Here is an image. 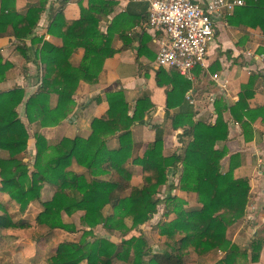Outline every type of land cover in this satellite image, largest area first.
<instances>
[{"label":"trees","instance_id":"16d2710c","mask_svg":"<svg viewBox=\"0 0 264 264\" xmlns=\"http://www.w3.org/2000/svg\"><path fill=\"white\" fill-rule=\"evenodd\" d=\"M243 1L244 5L236 7L232 16L243 18L247 27H258L264 35V16L260 14L264 12V0ZM9 2L0 1V37L9 36L21 42L37 27L47 0H39L25 13H18ZM68 2L70 0H61L48 28L52 36L61 32L62 46L33 40L43 73L39 88L24 102V113L29 125L36 123L42 129L59 126L72 112L73 95L80 81L96 84L104 61L114 55L110 40L117 21L132 19L135 21L132 24L148 23L147 5L131 2L103 34L99 25L114 12L113 1L88 0L86 8L80 7V18L74 22L65 21L63 17L62 11ZM19 49L24 56L25 49ZM77 49H82L84 55L79 66L73 67L68 60ZM12 67V64L4 63L0 55V83L11 76ZM172 71L174 79L185 88L166 92L167 112L177 110L172 117V128L182 131L178 136L181 149L170 156H163L164 130L160 126L153 127V141L141 156L138 155L131 129L145 124L144 116L153 106L148 97L139 99L129 116V105L123 93L118 91L106 94L108 111L102 118L92 120L88 138H63L51 142L45 136L35 134L30 171L29 164L19 158L27 153L29 140L17 113L25 92L21 88L0 92V152L7 156L0 159L1 192L24 213L30 203L40 199L44 186L53 188L50 200L42 203L43 210L35 219L37 229L45 230L47 234L58 230L75 233L76 226L66 224L63 215L68 218L79 216L81 236L76 241L61 242L46 264L260 262L264 241L258 233L245 249L235 245L230 237L231 228L245 217L249 203V179L234 177L240 156H230L226 171L221 167V161L228 155L224 146L229 134L228 120L239 125L246 143L252 139L251 125L257 119L264 123V107L250 109L247 103L254 96L255 78L250 77L247 85L241 88L238 101L229 108L222 98H215L214 122L195 121L193 107L184 99L189 82ZM52 96L56 97L54 106L51 105ZM96 102L100 103V99ZM226 113L227 120L224 118ZM113 138L117 139L118 146L111 150L106 142ZM134 167L141 168V177L138 184L131 186ZM170 179H176V184ZM167 185V194L159 198L161 188ZM173 189L194 194L197 206L187 207L184 201L171 195ZM160 205L164 207L163 220L156 230L164 241L161 252L155 253L146 233L127 234L150 222ZM171 215L172 219L168 220ZM98 226L107 236L119 233V241L96 236L93 231ZM28 229L30 223L27 220L12 222L5 215L0 216L1 231ZM1 231L0 242L6 239L9 243L14 242L13 237ZM40 238L41 235L36 233L31 239Z\"/></svg>","mask_w":264,"mask_h":264},{"label":"crops","instance_id":"0c3cea01","mask_svg":"<svg viewBox=\"0 0 264 264\" xmlns=\"http://www.w3.org/2000/svg\"><path fill=\"white\" fill-rule=\"evenodd\" d=\"M111 1L115 3L114 12L108 17L107 21L102 20L99 25L100 32L103 34L107 33L112 20L123 14L129 3L136 2L135 0ZM192 1L205 4L209 0ZM38 2L39 0H10L9 3H13L18 13H25L31 5ZM60 3L61 0H47L45 10L42 12L37 27L30 37L21 42L9 36L0 37V52L4 58L12 59L11 57L20 47L25 49L24 53L29 59L32 57L37 58L36 64L32 62L29 64L34 71L30 74L32 75L29 78L31 80H33V75L39 74L41 77L43 73V64L37 56V46L35 43L33 44V40L39 39L41 44L49 42L55 47L62 46V40L59 37L61 32L58 31L54 36L48 32ZM87 5L88 0H70L62 11L65 21H77L80 18V7L86 8ZM234 10L230 14H224L213 19L215 35L208 47L205 67L194 68L191 73V80L186 79L189 82V87L185 97L189 94L193 104L190 105L184 99L189 106L193 107L195 112L193 119L195 121L207 120L208 122H214L216 119L213 107L215 98H222L224 104L229 108L238 101L241 88L247 85L250 77L255 78V83L254 96L248 100V106L250 109L264 107V60L259 58L260 55H264V35L258 27H247L245 25L246 20L243 18L232 16ZM260 14L264 16V12H260ZM229 19H231L230 23ZM132 22L135 21H132V19L117 21L110 40V48L114 51V55L104 61L96 84L89 85L83 81L78 83L73 95L75 106L72 112L59 126L49 128L44 132L45 137L51 142L63 138H88L91 133L92 120L102 118L108 111V104L105 100L106 94L121 91L125 102L129 105V116H131L136 101L139 99L148 97L153 106L151 111L144 116L145 124L135 125L131 129V139L139 149L140 156L144 153L148 144L153 141V127L156 126H160L164 130L163 156H170L181 149L178 136L182 131L180 129L174 130L171 124L172 117L177 110L173 109L167 112L165 102L167 91L173 89L183 91L185 85L179 84L174 79L172 70L159 68L156 65L157 41L163 39V35L153 32L148 23L143 25L142 22L135 24H132ZM83 55L84 51L77 49L70 56L69 64L73 67L79 66ZM215 74L219 76L217 84L212 80V76ZM26 77H28V74L23 76V78ZM31 82L34 84V81ZM223 82L227 83L226 89H221L218 86ZM32 84L28 88L32 89L35 85ZM97 99H100V103L96 102ZM55 104L56 97L52 96L51 105L54 106ZM224 118L228 119V113L224 115ZM235 123L230 119L228 120L229 134L224 144L228 149V155L221 161V167L222 171H226L230 156L238 154L240 165L234 170V177L247 178L250 183L246 215L230 230L231 241L240 247L239 245L243 240L242 233L252 234L248 241L250 243V240L257 233L258 222L264 224V167L256 171L257 155L264 150V123L261 119H257L251 125L252 139L248 143L243 140L241 128ZM106 143L111 150L118 146L116 138ZM139 168L134 167L136 170H139ZM173 181L176 184V179H173ZM175 193L173 196L184 201L187 207L197 206L194 194L179 190H176ZM251 207L255 208L254 212L250 210ZM244 248H247V246ZM200 262V264H206L204 261ZM257 264H264V253Z\"/></svg>","mask_w":264,"mask_h":264},{"label":"rangeland","instance_id":"374dc122","mask_svg":"<svg viewBox=\"0 0 264 264\" xmlns=\"http://www.w3.org/2000/svg\"><path fill=\"white\" fill-rule=\"evenodd\" d=\"M25 54V53H24ZM0 55L2 56V53L0 52ZM26 56V54L24 55ZM23 56V52L20 49H17V52L14 53V56H12V59L4 58L2 56L4 63H10L12 64V70L10 73V77H8L4 82L0 83V92H7L11 91L15 88H21L25 92V98L23 103L17 108V113L19 114L20 120L25 125L27 132L29 134V140L27 143V153L21 155L19 158L22 159L25 163L29 164V169L32 171V162H33V155H34V135L35 134H41L45 136V133L47 129L39 128L38 124H28V121L25 117L24 113V102L25 100L32 95V93H35L39 86L37 84L39 83V79L41 78L38 75H33V80L29 79L33 73V69L29 66V64L32 62L33 64L37 63V58L32 57L27 59ZM32 64V65H33ZM28 77L23 78V76L27 75ZM35 76V77H34ZM34 81V84H32ZM19 84V85H18ZM34 85V87H30L29 85ZM3 85V86H2ZM30 93V95H28ZM139 155V153H138ZM7 156L5 153L0 152V159H6ZM141 177V169L136 170L133 168V178L131 181V186L138 184L140 182ZM172 180L170 179V182ZM169 182V183H170ZM173 182V181H172ZM1 183V179H0ZM170 185V184H169ZM1 186V184H0ZM53 188L49 186H44L41 191V197L38 201H34L29 204L26 211L24 213L19 212L17 205L10 201V199L1 192L0 189V216H6L8 217L12 222H15L16 220L24 219L29 221L30 223V229L28 230H0L2 233H6V235L13 237L14 242L9 243V240H3L0 242V264H46L47 258L53 254L58 245L63 241H76L81 236L82 228L79 226V216H73L72 218H68L63 215V219L66 224L69 225H75L76 226V232L73 234H68L64 231H54L52 234H47L48 232L45 230H39L36 226V217L38 214L43 210L42 203L49 201L52 194H53ZM168 192V185L161 188L160 193L158 194L159 198H164V196ZM176 189H173L171 191V195L176 194ZM3 208V209H2ZM163 205H160L158 207L157 213L153 216L152 220L143 226H141L138 230H133L127 234V236H133V235H139L140 233H146L147 239L150 242V244L153 247V251L155 253H160L161 249L163 248V239L157 234V224L163 220L162 219V213H163ZM172 215L168 218L172 219ZM165 220V219H164ZM251 220V219H250ZM259 227L257 228V233L262 237L264 241V224H260L258 222ZM94 234L99 237H107L109 240L118 242L119 240V233H114L111 236H107L104 234V230L101 226H98L96 229H94ZM39 233L41 235V238L33 241L31 238L33 234ZM243 235V240L240 243L239 248L248 247L250 243L248 242L250 239V236L252 237V234L248 233ZM248 239V240H247ZM264 248V247H263ZM245 249V248H244ZM197 261V262H196ZM195 264H200V260H195ZM85 264V263H81ZM113 264H122L118 261H114ZM193 264V263H191ZM208 264V263H206Z\"/></svg>","mask_w":264,"mask_h":264},{"label":"built area","instance_id":"2783aa9c","mask_svg":"<svg viewBox=\"0 0 264 264\" xmlns=\"http://www.w3.org/2000/svg\"><path fill=\"white\" fill-rule=\"evenodd\" d=\"M135 1L147 5L149 28L163 35V39L157 41V67L175 70L187 80H191L194 68L205 67L208 47L215 35L213 19L230 14L236 7L244 5L242 0H209L205 4L192 0ZM259 58L264 60V55ZM212 80L217 84L219 76L213 75ZM218 86L226 89L227 83ZM185 99L190 105L193 104L189 94ZM263 167L264 150L257 155L256 171ZM250 210L254 212L255 208L251 207Z\"/></svg>","mask_w":264,"mask_h":264}]
</instances>
